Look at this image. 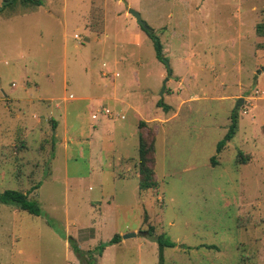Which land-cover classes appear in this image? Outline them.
<instances>
[{
  "label": "rangeland",
  "instance_id": "obj_1",
  "mask_svg": "<svg viewBox=\"0 0 264 264\" xmlns=\"http://www.w3.org/2000/svg\"><path fill=\"white\" fill-rule=\"evenodd\" d=\"M40 1L0 9V192L41 208L0 204V264H159L160 234L164 264H264V0Z\"/></svg>",
  "mask_w": 264,
  "mask_h": 264
},
{
  "label": "trees",
  "instance_id": "obj_2",
  "mask_svg": "<svg viewBox=\"0 0 264 264\" xmlns=\"http://www.w3.org/2000/svg\"><path fill=\"white\" fill-rule=\"evenodd\" d=\"M15 0H12L13 2ZM22 3L29 5V6H39L41 4L40 0H20ZM141 29L144 31V33L151 39L152 45L155 52V57L159 61H163L164 55H163V44L159 38V36L156 34V32L153 30L151 26H148V28ZM257 32L263 36L264 34V25L262 23H259L256 27ZM157 105L162 107L165 112L170 110V107L166 105L162 100L157 102ZM145 122L141 121L140 126L144 125ZM55 127V125H53ZM238 128V116L236 111H234L231 114L230 117V123L228 125L227 131L222 139H220L217 142V152H220L223 147L226 145V143L233 138ZM145 137L143 134H140L139 136V145H138V173H139V189L144 190L151 187H154L156 185V181L154 180V173L153 168L149 165V162L151 159L149 158V154L151 152L154 153V145L153 141L151 143H147L145 141ZM242 151L238 152V155H241ZM240 159V157H239ZM211 161L213 164L216 163V160L214 157L211 158ZM241 163H246V158L240 159ZM8 204V203H14L17 208H19L22 211H26L32 215L38 216L40 215L41 208L39 205V202L36 199H32L28 196L27 192L21 191V190H15V189H5L0 192V204ZM153 228H149V232H151ZM121 236L119 234H114L113 237H111L106 243L100 244L97 248L99 249L100 253H102L103 249L107 245L116 244L120 241ZM68 242L70 243V246H72V249L74 252L79 254L82 252L78 244L75 243L74 238L68 237ZM157 242L159 246V264H164L163 259V249L166 246H173V243L169 240H167L163 234H160L157 237Z\"/></svg>",
  "mask_w": 264,
  "mask_h": 264
},
{
  "label": "crops",
  "instance_id": "obj_3",
  "mask_svg": "<svg viewBox=\"0 0 264 264\" xmlns=\"http://www.w3.org/2000/svg\"><path fill=\"white\" fill-rule=\"evenodd\" d=\"M17 98V97H16ZM117 97H114V100L116 99ZM44 99H46V100H49V99H53V97L52 96H46V98H44ZM67 98L65 97L64 98V100H66ZM86 99H88V97H82V100H86ZM29 101L31 100L32 102L31 103H33V101L35 100L36 102H38V103H40L39 102V99L38 100H36V99H33L32 100V98H29L28 99ZM120 102H121V100H119ZM55 107L57 108V111H56V113H57V115L59 116V117H63V119H62V123H63V125H64V133L66 134V136H67V134H68V130H67V127H68V123H67V117H66V115H67V113H68V108H66V106H64V112L61 114V112L60 111H58L59 110V106H58V104H56L55 105ZM88 108L89 109H93V106H92V103L90 102V103H88ZM34 112H36V111H34ZM52 113V112H51ZM18 115V114H17ZM33 117L35 118V114H33ZM49 117V119H50V122L53 124V125H55V127L56 126H58L59 125V121H57L56 119H55V117H53V116H51V115H49L48 116ZM29 126H30V124L28 123V122H26L25 123V128L26 129H28L29 128ZM66 136H64L63 137V143L66 145V144H68L67 143V141L68 140H73L72 138H66Z\"/></svg>",
  "mask_w": 264,
  "mask_h": 264
},
{
  "label": "water",
  "instance_id": "obj_4",
  "mask_svg": "<svg viewBox=\"0 0 264 264\" xmlns=\"http://www.w3.org/2000/svg\"><path fill=\"white\" fill-rule=\"evenodd\" d=\"M10 1H12V0H4L3 3H2L1 6H0V9L3 8V7H4L7 3H9ZM127 11H128V12H129L134 18H135L136 22H137L141 27H143V28H148V24L146 23L145 20H143V19L141 18V15H140L139 11H137L136 9L131 8V7H128V8H127ZM163 62H164V64H165L166 68H167V74H168V76H170L171 73H172V70L170 69L169 64H168L167 62H165V60H163ZM263 69H264V68H263ZM241 102H242V100L239 99V100L237 101V106H238L239 104H241ZM141 234H142V232H128V233H125V234L122 236V238H131V237H135L136 235H141Z\"/></svg>",
  "mask_w": 264,
  "mask_h": 264
},
{
  "label": "built area",
  "instance_id": "obj_5",
  "mask_svg": "<svg viewBox=\"0 0 264 264\" xmlns=\"http://www.w3.org/2000/svg\"><path fill=\"white\" fill-rule=\"evenodd\" d=\"M77 36V35H76ZM78 37V36H77Z\"/></svg>",
  "mask_w": 264,
  "mask_h": 264
}]
</instances>
